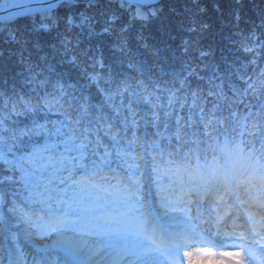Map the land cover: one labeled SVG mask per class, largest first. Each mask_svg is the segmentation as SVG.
Segmentation results:
<instances>
[{
    "label": "snow or ice",
    "instance_id": "6c2138e0",
    "mask_svg": "<svg viewBox=\"0 0 264 264\" xmlns=\"http://www.w3.org/2000/svg\"><path fill=\"white\" fill-rule=\"evenodd\" d=\"M97 3L88 0L89 7ZM161 11L138 7L134 18L147 21ZM207 27L193 19L187 31ZM9 40L28 43L15 33ZM60 43L63 52L51 45L53 56L79 68L77 55L63 59L71 41ZM240 43L253 54L251 74L248 64L227 65L221 76L214 70L207 87L191 86L188 77H205L187 62V76L164 70L168 57L160 53L179 60L174 49H154L156 79L129 63L147 76L135 83L114 74L102 51L81 53L91 60L79 72L85 83L71 82V68L56 72L47 55L39 57L44 67L22 52L11 66L0 63V264H182L181 251L206 243L197 221L240 242L230 264H264V68L256 58H264V41L253 30ZM190 44L182 42L184 53ZM113 48L125 52L127 41ZM93 85L95 103L86 94Z\"/></svg>",
    "mask_w": 264,
    "mask_h": 264
},
{
    "label": "trees",
    "instance_id": "16d2710c",
    "mask_svg": "<svg viewBox=\"0 0 264 264\" xmlns=\"http://www.w3.org/2000/svg\"><path fill=\"white\" fill-rule=\"evenodd\" d=\"M98 4L99 6L103 5V3ZM184 5L198 7L199 10L196 12L201 15L198 16L199 18H196L197 24L206 23L208 27L199 33L188 32L187 28L191 26L192 22V20L189 19L195 16L191 17V11L183 8L182 6ZM115 7L116 6L112 8ZM205 7L206 9H204ZM154 8L162 9V11L158 13V18L149 16L147 21H129L128 16L123 12L122 15L126 18H120V20L123 19V22L118 21L113 25L111 24V30L108 32V35L94 37L95 41L99 43L98 45H100V47L102 46L103 54L110 64L112 61H114L113 63L121 61L123 67L125 65L127 66L129 61H131L133 64L137 63L135 65L142 66L145 71L151 69L153 79H156L158 78L159 70L155 67L158 61L157 57L153 55L154 49H174L180 59L173 61L170 51H162L160 57L163 58L167 56L168 61L167 63H161V66L168 73L179 72L181 75L187 76V71L182 68L181 61L187 62L191 69L197 71L199 76L205 77L203 81L199 80L197 76L188 77L193 88L197 85L207 87V78L213 75L214 70L217 76H221L225 72L227 65H232L233 69H235L243 64H248L249 74H251L252 68L255 67L249 63L253 59V54L245 52L240 42L253 30H255L257 39L264 41V27L260 26L261 18L264 17V0H240L239 4L235 3V0H197L196 3H193L192 0H161L155 4ZM83 9V6L73 3L68 5L64 4L55 12L56 15L53 19L26 17L17 19L7 26H0V53H2V55H0V63L11 66L14 62L18 61V57L16 56H18L19 52L21 51L24 53V48L20 43L9 40V33H15L18 39H27L28 43L26 45L28 48L25 47V49L31 51V56L28 59L32 62L38 63L41 67H44L45 62L40 61L39 57L47 55L48 62L54 65L56 72H64L71 68V82L75 83L79 78L80 83H85L86 81L82 77H79L81 67L72 68L71 65L66 63L60 64L59 61L62 57L59 54L53 56V50L51 48V45L55 44L57 48L63 52L60 41L62 39L71 41L67 56L63 57V59H68L75 54L78 56L79 61L83 62L85 66L91 64L90 60L81 53L87 51L88 54H92L94 52L93 49L96 44L91 43L94 39L87 36L85 39L82 38L78 41L79 46H76L74 43L77 42L76 40L79 37V30L77 31L74 27L70 28L64 24L66 17L64 14H70L75 17L82 11L88 16L87 19L89 22H96L98 24V27L96 25L94 26H96L95 30L99 32L98 30L103 28L100 25L101 19L98 16L84 12ZM172 9H175V11H172ZM237 11L240 16L238 22L235 19ZM114 13L115 11H112L110 14H107L106 17H111ZM54 20L55 23H53ZM41 24H48L50 30L47 32L44 31L40 28ZM125 27H127V31L122 32L121 29ZM141 35L145 38L144 40L137 39V37ZM124 40L127 41V50L125 52L115 51L113 45H122ZM184 40H189L191 42L187 53H184L181 48V44ZM34 43H39V51L33 47ZM145 43L148 45L147 48L142 47V44ZM201 51H206L209 55L201 58ZM257 51H259V49H257ZM116 54H120L119 58L115 57L117 56ZM256 58L259 62L258 67L264 68V58L260 56ZM149 60H156L157 62L152 63ZM205 65H207V67H205ZM202 67L204 68L202 69ZM112 68L114 74L119 73V68L116 67V64L115 66L112 65ZM16 70L22 71L23 66L16 64ZM86 71L90 73L93 69L87 67ZM96 71H100L104 75H107L108 69L97 70L96 68ZM133 72L134 74L126 72L124 75L132 78L134 83L136 80L142 78L147 82V76L141 77L136 67H133ZM45 74L51 75L47 72H45ZM119 74H121V72ZM122 76L123 75H121V78ZM52 78L54 79V75ZM166 78L171 79V76ZM20 79L21 78L17 77L18 81ZM233 81L239 83L235 77H233ZM12 82L13 81L9 79V92L12 88ZM216 82L219 83V81ZM17 87H20L19 83H17ZM224 88L225 92L231 95V92L228 90L227 82H225ZM87 92L92 94L94 103L100 99L94 85L86 90V94ZM56 118L55 115L50 116V119ZM19 119L23 120L25 118L20 117ZM212 156L213 154L209 152L207 156L208 160H212Z\"/></svg>",
    "mask_w": 264,
    "mask_h": 264
},
{
    "label": "bare ground",
    "instance_id": "6f19581e",
    "mask_svg": "<svg viewBox=\"0 0 264 264\" xmlns=\"http://www.w3.org/2000/svg\"><path fill=\"white\" fill-rule=\"evenodd\" d=\"M57 1H59V0H52L51 2H47V0H8V3H0V26L9 25L8 22L15 21V19L23 16V14L28 15V14H34L35 13V14H39V15H48V13H51L52 10H54V12H57L61 8V6L64 5V4L68 5V4H72L73 3V4H76V5H79V6H83L84 12H86L88 14H93L95 16H98L101 19L100 20V25L103 28L108 27L109 31H110L111 30V28H110L111 24L113 25V24L117 23L118 21L123 22V19L120 20V18H122V17L126 18L125 16L122 15L123 12L125 13V15L128 16L129 21L141 20L139 18H134L137 8L139 7L140 10L145 12V13H150L151 9L155 7L156 2H160L161 0H157V1H155V0H124L123 7L121 6V0H98V3H100V4L103 3V5L99 6V4L97 3L96 4L97 6L94 5V6H91V7L88 6V0H81V1L80 0H74V2H73V0H63L64 3H59V4H58ZM12 3H15L18 6H11ZM50 5L52 7H50ZM114 6H116V7L112 8ZM182 7L185 8V9H188L189 11H191L190 12L191 13V17L195 16V17H193V18H191L189 20H193V19L196 20V18H199L198 16L201 15L200 13L196 12L197 10H199L198 7H193V6H190V5H184ZM26 9H30V10H33V11L25 12ZM204 9H206V7ZM112 11H115V13L112 16H115L116 20L112 21V22H109V16L107 18L106 15L110 14V12H112ZM81 14H83V16L86 17V18L88 17L82 11H81V13H79L80 17H78L77 15L74 17V16H72L70 14H64L66 16L65 20H64V24L67 25L70 28L74 27L77 31L79 30L78 31L79 32V37L77 38L76 41H80L82 38L85 39V37H87V36L90 37L91 39H94L91 42L92 44H96L95 48L93 49L94 52L92 54H88V56L99 55L101 51L103 52V50L101 48L102 46L100 47V45H98L99 43L97 41H95L94 37H99L101 35L105 36V35H108V33H103L102 32L103 28L99 29L98 30L99 32H97L95 30L96 26L98 25L96 22H89L88 19H87L86 21H84L82 23ZM55 15L56 14L53 15V18L55 17ZM69 15L73 18V24L72 25H68V23H67V17ZM17 16H19V17H17ZM29 16L31 17V15H29ZM149 16H151V15H149ZM15 17H17V18H15ZM33 17H36V16H33ZM43 17H46V16H43ZM51 18L52 17H50L48 19H51ZM10 19H13V20H10ZM87 24H89V25L87 26ZM94 25H96V26H94ZM97 40H98V38H97ZM74 44L76 46H79V43L77 44V42H75ZM22 46L24 48V53H22L23 56L25 58H29V53L31 51H28L27 49H25V47L28 48L27 45H22ZM20 53H21V51L19 52V54ZM19 54H18V56H16V57H18L17 60L19 59ZM119 56H120V54L115 56V57L119 58ZM105 60H106V64H110L107 61L106 57H105ZM149 61H151L152 63L157 62L156 60H149ZM90 62H91V60H90ZM113 62L114 61H112L111 64L114 65V66L116 64V67L119 68L118 72L119 73L121 72V75H124V73H126V72H130V73L134 74L133 68L127 67L128 65L127 66L126 65L123 66V67H125V68H123L121 63L118 64L117 62H115V63H113ZM130 62L131 61H129V63ZM135 64H137V63H135ZM79 66L81 67V69L85 68V64L83 62H81V61H79ZM203 68L204 67H202V69ZM99 69L100 68L97 66V70H99ZM102 70H107V67H105ZM98 72H100V71H98ZM172 223L176 224V222H172ZM213 239H215V238L213 237ZM215 243H217L215 246L218 247L217 245H219V242H215Z\"/></svg>",
    "mask_w": 264,
    "mask_h": 264
},
{
    "label": "rangeland",
    "instance_id": "374dc122",
    "mask_svg": "<svg viewBox=\"0 0 264 264\" xmlns=\"http://www.w3.org/2000/svg\"><path fill=\"white\" fill-rule=\"evenodd\" d=\"M64 3V2H62ZM54 10H52L51 13H48V15H39V14H34L33 16L36 17H42V18H53V15L55 14ZM46 16V17H43ZM78 17H80L79 15H77ZM30 18L29 15H24L21 16L17 19H21V18ZM15 19V20H17ZM13 20V19H11ZM8 21V20H7ZM14 21L8 22V23H12ZM89 24H87L88 26ZM39 29V28H37ZM172 215H176V216H180L182 214L180 213H173ZM226 253H225V252ZM235 251L234 249H224V246L218 247L216 250L214 251H209L207 249H199V250H192L187 254V261L189 264H230V262H234L236 259H238V257L235 255ZM220 254L222 255L221 257Z\"/></svg>",
    "mask_w": 264,
    "mask_h": 264
},
{
    "label": "water",
    "instance_id": "95a60500",
    "mask_svg": "<svg viewBox=\"0 0 264 264\" xmlns=\"http://www.w3.org/2000/svg\"><path fill=\"white\" fill-rule=\"evenodd\" d=\"M51 1H52V0H47V2H51ZM80 1H81V0H80ZM155 1H157V0H155ZM57 2H58V4H59V3H62L63 0H61V1L59 0V1H57ZM34 14H35V13H34ZM34 14H28V15H31V16H32V15H34ZM24 15H25V14H23V16H24ZM17 17H19V16H17ZM17 17H15V18H17ZM13 19H14V18H13ZM10 20H11V19H10Z\"/></svg>",
    "mask_w": 264,
    "mask_h": 264
}]
</instances>
